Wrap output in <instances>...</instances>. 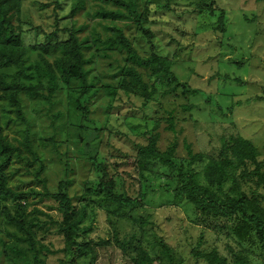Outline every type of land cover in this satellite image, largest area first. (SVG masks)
<instances>
[{"label":"rangeland","instance_id":"374dc122","mask_svg":"<svg viewBox=\"0 0 264 264\" xmlns=\"http://www.w3.org/2000/svg\"><path fill=\"white\" fill-rule=\"evenodd\" d=\"M74 1L22 2L25 29L30 31L24 37L26 46L53 44L55 39H49L48 35L56 29L70 27L72 22L77 26L88 25L89 29L81 37L90 41L98 38L100 42H89L87 46L91 48L85 51L86 58H92V64L85 67L92 88L80 100L82 108L89 111L87 118L65 90L55 94L50 102L43 98V101H32L23 96L25 121L18 119L15 109L9 106L3 105L1 110L3 133L12 142L29 141L46 167L41 176L45 188L39 179L25 173L18 162L7 170L12 189L29 194L38 192V195H29L22 204L27 219H33L36 227L31 230L34 248L18 264L70 262L71 257L63 252V237L57 230L61 220L55 210L57 204L51 198L59 191L62 181L67 182L63 189L79 207L87 201L90 203L86 225L92 231L83 236V241L93 242L92 252L80 258L78 264H133L131 258L136 256L138 247L147 250L153 264H168L160 246L163 242L172 249L176 264H205L193 252L208 254L213 250L227 264H232L234 255L239 253L248 258V264H264V246L258 242L239 243L233 236L232 222L221 220L217 227L212 223H194L193 207L185 199L176 200L172 194L176 182L172 183L171 177L178 176L177 170L160 166L141 177L129 162L136 157L140 146L159 134L161 151L172 142L177 143L174 161L178 166L189 165L185 163L188 160L185 144L191 146L194 154L203 155L204 160L192 166L200 174L202 184H205V165L210 159L219 158L231 137L241 136L252 142L264 165V101L260 100L264 99V0H135L136 10L147 13V19H142L140 26L128 19L126 9L103 0H84L86 12H80L70 22L65 18L70 17ZM101 11H120L123 16L98 18L93 22L92 15L95 17ZM222 13L224 24L221 25L218 21ZM109 26L121 30L141 57L155 53L172 60V71L178 81L199 94L184 96L181 88L165 94L169 88L150 76L148 70L127 62L126 55L117 47L105 48L104 43L116 37ZM222 26L224 32L220 31ZM31 53L29 66L38 59V52ZM54 58L49 57L51 61ZM132 65L143 81L155 88L150 102L140 94L132 95L121 88L125 69ZM35 76L26 77V83H34ZM72 86L78 89V83ZM73 94L79 95L75 91ZM170 112L175 133L167 130ZM80 125L83 130L77 127ZM95 127L101 129L98 136L93 133ZM94 152L115 177L118 194L135 198L145 190L144 204L134 213L127 210L126 217L121 218L110 214L104 206L101 208L100 197L95 195L97 177L91 166ZM231 187V184L225 185V192ZM85 189H92L88 200L83 196ZM241 189L249 197H256L264 207V191L256 177L241 180ZM8 207L14 216L15 207L10 204ZM14 233L17 235L12 238ZM23 239V232L0 217V264H15L9 253L21 257L20 251L27 249ZM116 240L127 243L125 251ZM100 241L111 245L98 246L96 243ZM8 245L14 247L13 252Z\"/></svg>","mask_w":264,"mask_h":264},{"label":"trees","instance_id":"16d2710c","mask_svg":"<svg viewBox=\"0 0 264 264\" xmlns=\"http://www.w3.org/2000/svg\"><path fill=\"white\" fill-rule=\"evenodd\" d=\"M110 1L126 9L128 19L135 25L140 26L141 20L147 19V13H139L136 10L137 3L135 0L125 2L123 0H103L105 3H110ZM22 2L23 0H0V217L6 224L16 228L19 232H23L25 239L22 242L27 243V249L23 252L20 251L21 257H15L12 253L14 247L8 245L12 251V254L9 253V257L11 260L14 258L15 264H18L21 259H27L31 249L34 248V232L31 230L36 227L35 221L27 219L25 205L23 207L22 204L23 202L26 203L29 195H38V192L32 191L29 194V192L12 189L7 170H10L12 165L18 162L23 166L25 173L39 179L45 188V181L41 179V176L46 167L43 159L29 141L12 142L3 133L1 110H3V105L4 107L9 106L15 109L18 119L25 121L22 111L23 96L32 101L45 100L50 102L54 95L61 93L62 90L67 91L68 98L75 102L78 109L82 110L80 100L92 88L87 81L88 74L85 70L86 66L92 64V58L87 59L85 51L91 48L87 46L89 42H100L98 38L90 41L89 38L81 37L89 29L88 25L77 26L72 22L77 14L86 12L87 9V3L84 0H75L72 4L70 17L65 18L71 20L70 27L66 26L62 30L56 29L48 35L49 39H55L53 44L26 46L24 37L30 31L25 29L27 23L23 20ZM55 5L59 7L57 2ZM41 7L45 8L46 6ZM210 10L212 12V9ZM115 15L122 17L123 13L120 11L118 13L101 11L96 13L95 17L92 15L91 19L95 22L98 18L106 20ZM218 22L221 25L224 24L223 13ZM108 29L116 33V37L109 38L107 43H104L105 48L116 49L117 47L126 55L127 62L148 70L150 76L156 78L164 87L169 88L165 94L174 93L179 88L183 89L184 96L199 94L197 90H193L178 81L172 71L174 66L172 60L155 53L143 58L132 47L131 42L121 30L114 26H109ZM220 31L224 32L223 26ZM31 52H38V59L29 66L28 61ZM51 56H55L53 61L49 59ZM125 73L126 75L121 79V88L132 95L140 94L146 102H150L155 93L154 86L150 87L143 81L134 65L126 67ZM35 74L34 83L27 84L25 78H32ZM74 82L78 83L77 90L72 86ZM74 91L79 94L77 97L74 96ZM111 93H115V90L111 89ZM260 100L264 101V99ZM82 111H84V118H87L88 109L84 108ZM168 115L170 124L167 130L175 133L173 113L170 112ZM77 127L83 130L81 125ZM100 132L101 129L98 127L93 129L95 136H98ZM72 135L75 136L76 134L72 132ZM159 137V134L151 136L148 144L140 146L136 157L129 161L137 168L141 177H144L145 173L154 172V169L160 166L169 168L171 171L177 170L178 176L171 177L172 183L176 182V187L171 192L176 200L185 199L187 204L193 207L195 212L194 223L198 225L212 223L213 225L216 224L217 227L221 220L224 223L229 221L233 223V236L239 243L255 244L258 242L264 246V207L256 197H249L241 189V180L256 177L258 186H261L264 191V173L262 172L264 165L258 159L260 154L254 144L241 136L231 137L221 151L219 158L210 159L205 165L203 169L205 184H202L200 183V174L194 172L192 166L203 161V155L194 154L191 146L185 144L188 156L185 163L187 162L189 165L187 167L182 164L178 166L174 161L177 143L174 141L165 151H161L158 147ZM80 138L78 137V143H81ZM91 163L97 177L95 195L100 197L101 208L104 206L110 214L125 218L127 210L134 213L138 207L144 204L145 190L135 198L126 194H118L116 179L110 174L108 165L98 161L97 152L92 153ZM237 171L239 172L238 175H236ZM65 184L67 182L62 181L58 187L59 191L53 193L51 198L57 204L55 210L61 218L57 230L63 237V252L71 257L67 264H78L80 258L92 252L93 242L84 243L83 241V236L92 231L91 226L86 225L89 220L90 203L87 201L85 206L79 207L68 195L67 190L63 189ZM227 184L232 185L228 193L224 190ZM167 191L170 190L167 189ZM91 192L92 189H85L83 196H86V200L89 199ZM91 202L95 203V201ZM9 204L15 207L14 216L10 213ZM223 228H225L224 225ZM15 235L17 233L11 234L12 238H15ZM115 243L119 244L120 248L125 251L126 242L119 243L116 240ZM96 244L98 246L111 245L107 241H100ZM4 246L7 247V245ZM160 246L167 256L168 264H176L170 246L166 242L161 243ZM135 252L136 256L131 258L133 264H153L152 258L143 247L136 248ZM193 253L205 264H227L226 259L220 257L216 250L208 254ZM232 264H248V258L242 253L236 254Z\"/></svg>","mask_w":264,"mask_h":264}]
</instances>
